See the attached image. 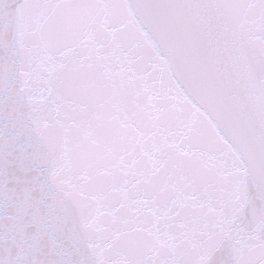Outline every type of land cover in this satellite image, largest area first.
Here are the masks:
<instances>
[{"label":"snow or ice","instance_id":"6c2138e0","mask_svg":"<svg viewBox=\"0 0 264 264\" xmlns=\"http://www.w3.org/2000/svg\"><path fill=\"white\" fill-rule=\"evenodd\" d=\"M0 264H264V0H0Z\"/></svg>","mask_w":264,"mask_h":264}]
</instances>
